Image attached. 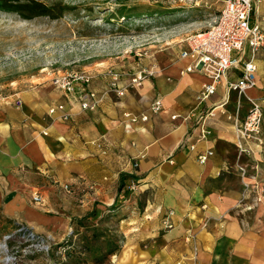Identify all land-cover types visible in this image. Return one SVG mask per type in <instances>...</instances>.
Segmentation results:
<instances>
[{"label":"crops","instance_id":"0c3cea01","mask_svg":"<svg viewBox=\"0 0 264 264\" xmlns=\"http://www.w3.org/2000/svg\"><path fill=\"white\" fill-rule=\"evenodd\" d=\"M258 4L252 20L264 28V0ZM186 49L183 40L179 49L115 70L121 87L139 71L153 72L123 96L111 89L112 77L94 79L88 86L98 102L92 110L52 86L30 92L20 104L0 99L3 215L61 240L74 219L110 207L130 218L140 213L134 204L143 200L144 215L165 213L175 225L155 247L167 244L168 236L194 231L204 263L264 264V146L243 142L251 149L243 152L236 135V122L245 118L253 101L264 109V50L254 57L255 87L245 93L227 89V82L242 75L241 64L198 106L197 97L210 79L201 70L183 72L191 62L180 57ZM250 56L247 48L245 59ZM156 100L163 109L152 113ZM58 105L65 111L51 114ZM204 110L213 111L206 120L209 135L196 141V119L190 115ZM125 113H148V120L128 129ZM207 151L213 155L201 164L198 155ZM61 184L71 190L64 191ZM36 193L42 203L33 201ZM250 205L254 208L246 207ZM179 245L184 247L183 241Z\"/></svg>","mask_w":264,"mask_h":264},{"label":"rangeland","instance_id":"374dc122","mask_svg":"<svg viewBox=\"0 0 264 264\" xmlns=\"http://www.w3.org/2000/svg\"><path fill=\"white\" fill-rule=\"evenodd\" d=\"M222 7V0H0V99L20 104L45 87L63 91L53 81L65 73L108 78L147 55L179 49ZM143 203L130 218L115 207L94 210L54 240L5 217L0 200V264H207L194 231L155 247L173 228L165 213L144 215Z\"/></svg>","mask_w":264,"mask_h":264},{"label":"built area","instance_id":"2783aa9c","mask_svg":"<svg viewBox=\"0 0 264 264\" xmlns=\"http://www.w3.org/2000/svg\"><path fill=\"white\" fill-rule=\"evenodd\" d=\"M262 0H222L223 7L220 13L215 16L209 25L201 31L188 35L186 42L188 49L180 53L182 59H191L183 72H193L194 70L204 71L210 81L203 85L202 91L197 97L198 106L202 105L209 97L214 95L219 85L227 79L231 69H237L242 64V75L226 84L228 90L245 93L257 84V66L254 57L264 50V28L257 22H253V12L257 3ZM247 48L250 50V58L245 59ZM153 74L152 71L142 70L136 73L128 85H119L120 74L111 75V89L119 96H123L129 87L141 86L147 76ZM93 81V76L84 72H69L54 79V85L74 97L77 96L82 109L92 110L97 105L95 93L88 89ZM83 88L78 91V84ZM20 103V102H19ZM163 109L161 100L152 103L149 111L158 113ZM57 110L65 111L64 105L52 107L49 112L56 113ZM212 110H204L196 113L192 112L190 118L196 119L195 131L198 132L196 141L205 140L209 135L206 120L212 114ZM68 114H63L68 118ZM176 117V116H173ZM124 118L126 128H131L132 123L147 121L148 113L134 115L125 113ZM264 109L257 101L251 103V107L241 121L236 122V135L240 143L241 151L250 152L249 147L243 146V142L257 141L264 146ZM189 137L188 140H190ZM195 148V143L191 144V149ZM213 155L212 151H207L198 155V161L204 164L208 157ZM68 188V185H66ZM135 188V185H132ZM260 200V199H259ZM258 200V201H259ZM35 203H42L43 197L36 193L33 196ZM254 208L253 205L248 206ZM168 228H173L170 221H165Z\"/></svg>","mask_w":264,"mask_h":264},{"label":"trees","instance_id":"16d2710c","mask_svg":"<svg viewBox=\"0 0 264 264\" xmlns=\"http://www.w3.org/2000/svg\"><path fill=\"white\" fill-rule=\"evenodd\" d=\"M7 1H11V0H7ZM13 1H21V0H13ZM116 202H117V201H115V203H114V204H116Z\"/></svg>","mask_w":264,"mask_h":264}]
</instances>
